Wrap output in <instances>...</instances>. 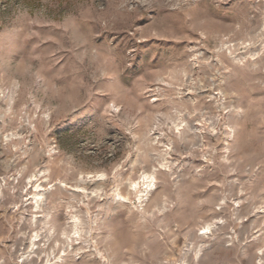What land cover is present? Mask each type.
I'll return each instance as SVG.
<instances>
[{"label": "rangeland", "instance_id": "rangeland-1", "mask_svg": "<svg viewBox=\"0 0 264 264\" xmlns=\"http://www.w3.org/2000/svg\"><path fill=\"white\" fill-rule=\"evenodd\" d=\"M264 264V0H0V264Z\"/></svg>", "mask_w": 264, "mask_h": 264}, {"label": "bare ground", "instance_id": "bare-ground-1", "mask_svg": "<svg viewBox=\"0 0 264 264\" xmlns=\"http://www.w3.org/2000/svg\"><path fill=\"white\" fill-rule=\"evenodd\" d=\"M48 264V263H47Z\"/></svg>", "mask_w": 264, "mask_h": 264}]
</instances>
